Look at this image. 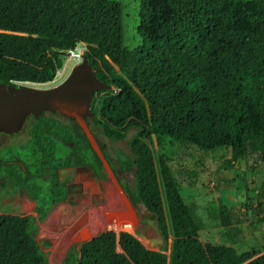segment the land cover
<instances>
[{
  "label": "trees",
  "instance_id": "trees-1",
  "mask_svg": "<svg viewBox=\"0 0 264 264\" xmlns=\"http://www.w3.org/2000/svg\"><path fill=\"white\" fill-rule=\"evenodd\" d=\"M137 15L140 43L128 49L116 0H0V82H50L60 52L81 42L109 86L94 92L86 122L110 140L135 130L130 156L115 159L132 170L125 193L152 217L167 253L146 248L136 232L104 230L78 243L75 264H264V243L256 255L199 240L200 219L170 166L187 147L215 153L219 170L264 163V0H138ZM43 114L32 117L27 144L50 171L72 163L75 128ZM56 141L68 147L54 165ZM244 205L223 207L220 225L260 212ZM31 225L29 215L0 212V264H48Z\"/></svg>",
  "mask_w": 264,
  "mask_h": 264
},
{
  "label": "rangeland",
  "instance_id": "rangeland-1",
  "mask_svg": "<svg viewBox=\"0 0 264 264\" xmlns=\"http://www.w3.org/2000/svg\"><path fill=\"white\" fill-rule=\"evenodd\" d=\"M116 1L122 7V45L129 49L140 43L135 31L138 0ZM84 50V44L80 42L73 50L61 54L63 66L56 71L52 81L40 86L49 87L62 81L70 68L81 60ZM42 116L75 128L76 149L72 151V163L53 167L50 171L43 165L41 154L34 153L27 144L32 117L25 119L18 132H0V212L32 217L30 232L38 239L48 264H75L78 243L104 230L136 232V237L146 248L167 253L152 217L139 203L133 204L143 215L142 223L138 225L116 227L103 221L94 223L92 209L97 204L98 191L103 192V188L110 183L107 174L100 161L97 163L86 150L85 137L72 120L57 113L45 112ZM87 124L105 159L120 179L123 190L130 194L132 170L126 168L122 171L115 156L118 153V156H130L127 141L135 130L128 128L123 139L110 140L93 128L89 121ZM52 145L51 162L56 165L68 145L59 141ZM150 147L154 151V146ZM218 164L215 153H202L191 147L180 149L170 162L184 202L200 219L198 238L203 244H227L237 252L253 250L258 255L263 251L264 243V163L239 162L230 170H219ZM257 193L261 194L260 199L254 197ZM249 196L254 199L250 200ZM258 202L261 208H258ZM244 204L260 212L254 215L247 211L245 222L230 229L223 228L218 212L223 207L233 206H239L243 211Z\"/></svg>",
  "mask_w": 264,
  "mask_h": 264
},
{
  "label": "water",
  "instance_id": "water-1",
  "mask_svg": "<svg viewBox=\"0 0 264 264\" xmlns=\"http://www.w3.org/2000/svg\"><path fill=\"white\" fill-rule=\"evenodd\" d=\"M40 84L0 82V132L15 133L22 128L28 116L37 119L45 112L57 113L72 120L83 133L110 181L103 192L98 191L97 204L92 209L94 223L103 221L132 227L142 223V213L131 204L86 122V118L92 116L94 92L109 86L96 76L84 54L58 84L49 87Z\"/></svg>",
  "mask_w": 264,
  "mask_h": 264
},
{
  "label": "bare ground",
  "instance_id": "bare-ground-1",
  "mask_svg": "<svg viewBox=\"0 0 264 264\" xmlns=\"http://www.w3.org/2000/svg\"><path fill=\"white\" fill-rule=\"evenodd\" d=\"M66 66H67V64H65V65H64V67H66ZM63 71H64V68H63ZM63 71L61 72V73H62V75H63Z\"/></svg>",
  "mask_w": 264,
  "mask_h": 264
},
{
  "label": "flooded vegetation",
  "instance_id": "flooded-vegetation-1",
  "mask_svg": "<svg viewBox=\"0 0 264 264\" xmlns=\"http://www.w3.org/2000/svg\"><path fill=\"white\" fill-rule=\"evenodd\" d=\"M28 117H32V116H28ZM18 132V131H17Z\"/></svg>",
  "mask_w": 264,
  "mask_h": 264
},
{
  "label": "crops",
  "instance_id": "crops-1",
  "mask_svg": "<svg viewBox=\"0 0 264 264\" xmlns=\"http://www.w3.org/2000/svg\"><path fill=\"white\" fill-rule=\"evenodd\" d=\"M117 227V226H116ZM128 230H130V229H128ZM131 231V230H130Z\"/></svg>",
  "mask_w": 264,
  "mask_h": 264
}]
</instances>
